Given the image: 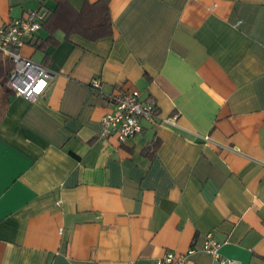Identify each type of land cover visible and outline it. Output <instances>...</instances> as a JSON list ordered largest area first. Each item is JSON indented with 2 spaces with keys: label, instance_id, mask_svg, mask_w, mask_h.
<instances>
[{
  "label": "crops",
  "instance_id": "obj_1",
  "mask_svg": "<svg viewBox=\"0 0 264 264\" xmlns=\"http://www.w3.org/2000/svg\"><path fill=\"white\" fill-rule=\"evenodd\" d=\"M98 1L0 0V28L47 11L18 52L50 74L33 100L0 82V264H220L209 234L264 264V0H109L94 32ZM123 87L176 125L104 137Z\"/></svg>",
  "mask_w": 264,
  "mask_h": 264
},
{
  "label": "built area",
  "instance_id": "obj_2",
  "mask_svg": "<svg viewBox=\"0 0 264 264\" xmlns=\"http://www.w3.org/2000/svg\"><path fill=\"white\" fill-rule=\"evenodd\" d=\"M48 17L47 11L38 9L25 13L21 18L0 28V50L6 58L14 61L13 69L9 74L8 86L11 91L28 100L40 96L48 87L50 74L46 67L33 59L23 56L21 49L30 38L35 37ZM102 81L94 79L91 88L101 90ZM108 102L112 105L102 117L103 136L106 138L117 137L120 141L134 138L144 131L143 121L153 123L167 122L176 125L177 116L161 118L157 106L142 98V93L135 88L123 87L107 95ZM205 140H209L208 137ZM222 244L209 234L206 238L203 250L212 256L220 264H232L233 262L222 257L220 249ZM188 255L166 253L155 264H191Z\"/></svg>",
  "mask_w": 264,
  "mask_h": 264
},
{
  "label": "trees",
  "instance_id": "obj_3",
  "mask_svg": "<svg viewBox=\"0 0 264 264\" xmlns=\"http://www.w3.org/2000/svg\"><path fill=\"white\" fill-rule=\"evenodd\" d=\"M86 15L89 18V28L94 32L100 31L96 30L98 27L107 25L111 30V15L109 9V0H99L95 4L91 5L88 10L84 11L83 15ZM104 34V32L99 33V35ZM12 70V65L8 60H5L3 53L0 50V82L2 86L8 91L11 92L8 84V77L10 71Z\"/></svg>",
  "mask_w": 264,
  "mask_h": 264
}]
</instances>
